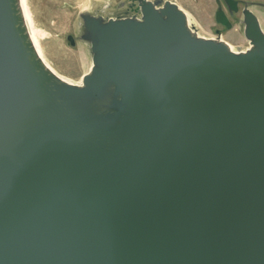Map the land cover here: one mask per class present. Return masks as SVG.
Instances as JSON below:
<instances>
[{"label":"water","instance_id":"obj_1","mask_svg":"<svg viewBox=\"0 0 264 264\" xmlns=\"http://www.w3.org/2000/svg\"><path fill=\"white\" fill-rule=\"evenodd\" d=\"M132 5L79 13L91 65L72 83L0 0V264H264L257 16L234 51L174 1Z\"/></svg>","mask_w":264,"mask_h":264},{"label":"rangeland","instance_id":"obj_2","mask_svg":"<svg viewBox=\"0 0 264 264\" xmlns=\"http://www.w3.org/2000/svg\"><path fill=\"white\" fill-rule=\"evenodd\" d=\"M27 1L30 3L31 0ZM122 1L127 0H32L33 11L36 13L32 24L33 30L46 60L70 81H79L80 76L87 72L91 65L88 45L78 38L79 13L87 8L92 12L96 9L105 13L111 12ZM171 1L188 12L191 24L201 36L214 35V21L211 17L216 8L214 0ZM253 10L260 13L256 7H253ZM190 15L194 17L196 23ZM68 35L75 38L74 44H70ZM222 37L232 42L236 48L237 44L240 47L247 45L242 33L236 30L228 31Z\"/></svg>","mask_w":264,"mask_h":264},{"label":"flooded vegetation","instance_id":"obj_3","mask_svg":"<svg viewBox=\"0 0 264 264\" xmlns=\"http://www.w3.org/2000/svg\"><path fill=\"white\" fill-rule=\"evenodd\" d=\"M214 3L216 5V8L213 13V29L215 30V33L213 36L210 37H219L222 39V35L225 34L228 31L231 30H236L240 29L243 37L244 36V8L245 5L247 8H249L251 11L255 13L259 20V24L261 29L264 31V27L262 25V20H264V2L263 1H253V0H236L235 4L232 6H228L224 0H214ZM134 6H131V0L127 1H122L119 2L114 9H112L111 12L105 13L102 10L96 9L94 12L90 11L91 13L94 14H101L106 17H115V16H125V15H132L136 14L134 11ZM221 8V14H220V19H216V11L217 9ZM253 7H256L260 10V13L258 14L253 10ZM138 14V13H137ZM80 22H79V29H80V24H81V18L79 16ZM72 37V40L67 39L70 42V44H74L75 38L72 35H69ZM79 38V35H78ZM80 39V38H79ZM246 39V38H245ZM81 40V39H80ZM72 42V43H71ZM247 45L245 47H240L239 45L237 46V50H241L242 48H246L249 46V41L246 39Z\"/></svg>","mask_w":264,"mask_h":264},{"label":"bare ground","instance_id":"obj_4","mask_svg":"<svg viewBox=\"0 0 264 264\" xmlns=\"http://www.w3.org/2000/svg\"><path fill=\"white\" fill-rule=\"evenodd\" d=\"M31 3V4H30ZM30 3H28V1L27 0H20V4H21V8H22V11H23V16H24V19H25V22H26V25H27V28H28V31H29V34H30V37H31V39H32V41H33V44H34V46H35V48H36V50H37V52H38V54H39V56L41 57V59L45 62V64H47V66L54 72V73H56L58 76H60L61 78H64L65 80H67V81H69V82H72V81H70L69 79H67V77L66 76H64L63 74H61V72H59L53 65H51L47 60H46V58H45V56H44V54H43V52H42V50H41V47H40V45H39V43H38V41H37V39H36V36H35V33H34V30H33V21H34V18H35V14L36 13H34V11H33V5H32V0L30 1ZM181 7V6H180ZM182 8V7H181ZM184 11H185V13H186V16H187V18H188V16H189V14H188V12L184 9V8H182ZM86 11H90L89 10V8H87V9H85ZM84 10V11H85ZM190 17L193 19V21L196 23V20L194 19V17L192 16V15H190ZM211 17H212V19H213V13H212V15H211ZM79 22V21H78ZM77 22V23H78ZM262 25H263V27H264V20H262ZM79 28V27H78ZM235 30V29H234ZM236 31L237 32H241L240 31V29H236ZM197 32H198V30H197ZM228 32H226L225 33V35L227 34ZM198 34L201 36V34L198 32ZM211 35H209V36H205V37H210ZM211 38H214V37H211ZM222 39H223V37H222ZM223 40H225V39H223ZM229 45H230V47H231V49L232 50H237V48L236 47H234L233 45H232V42H230V41H227V40H225ZM237 45H239V44H237ZM247 48V47H246ZM246 48H242L241 50H245ZM81 77H82V75L80 76V80L79 81H76V82H72V83H80V81H81Z\"/></svg>","mask_w":264,"mask_h":264},{"label":"built area","instance_id":"obj_5","mask_svg":"<svg viewBox=\"0 0 264 264\" xmlns=\"http://www.w3.org/2000/svg\"><path fill=\"white\" fill-rule=\"evenodd\" d=\"M187 19H188V25L198 34L197 29L191 24L189 18H187Z\"/></svg>","mask_w":264,"mask_h":264}]
</instances>
